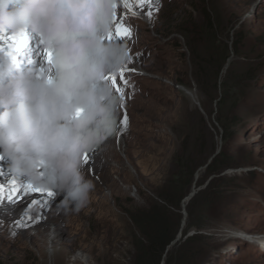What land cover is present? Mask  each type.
<instances>
[{"label": "rangeland", "instance_id": "374dc122", "mask_svg": "<svg viewBox=\"0 0 264 264\" xmlns=\"http://www.w3.org/2000/svg\"><path fill=\"white\" fill-rule=\"evenodd\" d=\"M129 2L140 17L120 21L131 37L105 41L129 49L133 67L115 75L122 116L136 113L108 155L112 175L95 176L101 197L81 212H45L46 201L43 219L33 211L15 236L0 232V264H79L77 252L88 264H132V216L153 204L177 229L169 264H264V0Z\"/></svg>", "mask_w": 264, "mask_h": 264}, {"label": "clouds", "instance_id": "9594fccd", "mask_svg": "<svg viewBox=\"0 0 264 264\" xmlns=\"http://www.w3.org/2000/svg\"><path fill=\"white\" fill-rule=\"evenodd\" d=\"M118 0H0V36L32 33L46 65L13 72L16 54L0 51V158L10 178L62 197L65 214L91 202L95 184L85 153L117 130L120 97L107 77L129 62L126 43L105 42ZM50 53V55H48ZM73 259L88 264L77 252Z\"/></svg>", "mask_w": 264, "mask_h": 264}, {"label": "bare ground", "instance_id": "6f19581e", "mask_svg": "<svg viewBox=\"0 0 264 264\" xmlns=\"http://www.w3.org/2000/svg\"><path fill=\"white\" fill-rule=\"evenodd\" d=\"M129 3L131 5V9L127 10L126 12L127 14H125V16L124 14L123 16L121 14V17L117 18L118 16H120L119 14L120 12L117 11L118 9L116 10L117 11V15H116L117 21L125 22L126 17L127 18L131 17L132 19H135V20L140 19L139 15L133 9V4L131 2ZM117 8H120V7L117 6ZM133 13H135V15H133ZM27 37L28 39H27L26 45L18 53H16L17 67L13 69L14 73L17 71L21 73H26L30 70L34 71V67H32L34 63H38L39 68H42L43 66L46 65V59L42 51L43 45L40 43L39 37L32 33H28ZM31 41L34 42L33 45L35 44V48H33L32 45H30ZM29 51H33V53H35L38 57L36 56L33 62L26 63L21 59V56L24 53L29 52ZM40 55L42 56L41 59L39 58ZM0 56H2V53H0ZM124 67L129 68V69L132 68L133 67L132 62L129 61ZM118 77H120V75ZM138 105L139 104H137V106ZM134 114L130 110L127 116H129L132 120H134ZM122 118H123L122 108L120 107L116 132L112 136H110L98 149L94 150L93 152L87 153L89 157L88 163L86 165L83 163L84 164L83 172H84L85 177L87 179L92 180L95 186H96V182L94 179L95 176L100 177V175L104 172V179L109 180L108 177L112 175V173L108 174L107 172L109 169L108 165L111 163L109 161L108 155H111L112 153L113 154L118 153V151H116V148H119L121 146V143L123 142V136L125 132L121 130V125L119 123V121ZM8 163L9 162L6 159L0 158V184H3L4 189H5L3 193V199L0 200V232L5 231V232H8L9 234H12L14 233V230L12 229L13 225H16L17 227H20V226L25 227L26 225L29 224V221L31 219L29 221H27V219H29L32 216L33 211L36 214H38L36 218H39L44 212V208H45L44 203H46V201H49L48 204L50 206L49 208L45 209V212H47L48 210L57 212L59 208V202L62 199V197L54 195L53 197L49 198L47 197L46 195L47 191L45 190L43 194L38 191H27V192L20 191L21 183H27V181L20 180L18 182L10 178L11 174L8 172ZM13 184H15L18 188V191L15 192V194L14 192L10 191L11 186ZM32 186L35 188L41 189L40 187L36 185H32ZM10 194L11 195L14 194L15 198H12L10 201H8L6 196L7 195L9 196ZM100 197H101V193L95 190L92 193L91 200H98ZM188 199L189 198H185L183 200V204H185ZM4 241L2 240L1 242L0 240L1 243H3Z\"/></svg>", "mask_w": 264, "mask_h": 264}, {"label": "trees", "instance_id": "16d2710c", "mask_svg": "<svg viewBox=\"0 0 264 264\" xmlns=\"http://www.w3.org/2000/svg\"><path fill=\"white\" fill-rule=\"evenodd\" d=\"M196 78H198L197 75ZM214 163L215 158L207 164L206 171L211 172V167ZM186 184L187 186L189 185V183ZM197 184L200 185L201 181ZM184 192L186 191H182L179 194L177 200H180L185 195ZM196 198L197 194L190 199L188 203L190 207ZM160 199L166 204L171 205L176 203L173 198L164 194L160 195ZM165 210L163 205L153 204L147 210H143L132 216L137 230V235L134 237L135 252L132 264H161L162 261H164V264H169V257H171L172 253L166 251V248L175 238L177 229H174L171 223L168 222V215ZM189 212H191L190 208ZM188 242L187 239L184 240V244ZM167 255L169 256L166 257Z\"/></svg>", "mask_w": 264, "mask_h": 264}, {"label": "snow or ice", "instance_id": "6c2138e0", "mask_svg": "<svg viewBox=\"0 0 264 264\" xmlns=\"http://www.w3.org/2000/svg\"><path fill=\"white\" fill-rule=\"evenodd\" d=\"M120 2L124 5L125 8H128L129 10L131 9V5L129 3V0H120ZM156 4L159 5L160 4V0H155ZM137 6H143V4L145 3H151V0H136ZM158 10V9H157ZM133 15H135V13H133ZM149 16L150 21H152V13L149 12L147 14ZM132 35L131 30L129 27L124 26V24L120 21H117L116 19V13L114 14V31L110 32L108 35V40L112 41L115 39H127L130 38ZM27 35L24 33H18V34H14L11 36H0V51H6L11 55H15L16 53H18L27 43ZM48 55H50V53H48ZM139 55V54H138ZM132 57L130 56V60L131 61ZM124 71L125 69L122 68L120 70V77L123 78L124 75ZM108 81L111 82L112 87L117 91L120 92L121 94V104L120 107L123 108L124 107V93L123 90L117 87L118 84V80L115 74H110L107 77ZM124 83H127V81L125 80ZM131 98V97H129ZM120 125L122 126L121 130L126 131L128 124H129V120H128V116L125 113L123 115V118L119 121ZM89 157L87 155V153H85L84 157H83V163L86 165L88 163ZM20 187L24 188V190L27 191H38L41 192L43 194L44 190L42 189H38L33 187L31 184L28 183H21ZM4 185L0 184V200L3 199V193H4ZM11 192H17L18 188L15 184H13L11 186L10 189ZM47 197L51 198L55 195V193L47 191L46 193ZM13 197L10 194L8 196V199L11 200ZM40 219H43V217H40ZM13 236L16 235V233H12Z\"/></svg>", "mask_w": 264, "mask_h": 264}, {"label": "water", "instance_id": "95a60500", "mask_svg": "<svg viewBox=\"0 0 264 264\" xmlns=\"http://www.w3.org/2000/svg\"><path fill=\"white\" fill-rule=\"evenodd\" d=\"M214 156H215V154H213V155L209 158L207 164L212 160V158H213ZM207 164H205V167L207 166ZM194 187H195V186H194ZM195 192H196V191H195L194 189H192V191H191L190 193H188L187 196H186L185 198H190V197H192V196L194 195ZM161 264H163V262H161Z\"/></svg>", "mask_w": 264, "mask_h": 264}]
</instances>
